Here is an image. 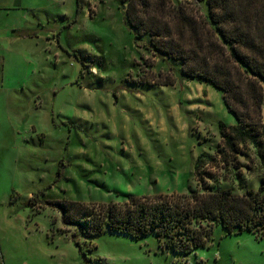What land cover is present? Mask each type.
<instances>
[{"label":"rangeland","instance_id":"374dc122","mask_svg":"<svg viewBox=\"0 0 264 264\" xmlns=\"http://www.w3.org/2000/svg\"><path fill=\"white\" fill-rule=\"evenodd\" d=\"M122 1L15 0L20 9L5 14L29 35L19 67L15 56L0 63V264H264V238L248 231L214 226L205 247L183 255L153 237L75 239L60 210L44 204L188 193L196 158L217 161L220 124H236L219 90L162 85L171 73L138 46ZM143 1L157 16L161 2L184 0ZM262 114L264 123V105ZM258 153L264 146L238 156L254 191L264 175ZM223 169L222 186L241 194L244 184Z\"/></svg>","mask_w":264,"mask_h":264},{"label":"trees","instance_id":"16d2710c","mask_svg":"<svg viewBox=\"0 0 264 264\" xmlns=\"http://www.w3.org/2000/svg\"><path fill=\"white\" fill-rule=\"evenodd\" d=\"M133 1H122L127 23L138 46L171 73L164 75L162 85L184 79L219 90L236 124H220L217 161L206 153L196 158V188L188 193L44 204L60 210L75 239L91 241L104 233L132 240L153 237L165 248L189 255L205 247L214 226L228 234L248 231L264 238V175L258 174L257 190L245 188L238 159L250 147L264 146V0H184L168 9L161 2L157 16L149 15L145 1L138 6ZM162 76L158 73L155 78ZM257 156L264 159L263 153ZM227 167L238 185L244 184L241 194L222 186L227 179L221 172Z\"/></svg>","mask_w":264,"mask_h":264},{"label":"crops","instance_id":"0c3cea01","mask_svg":"<svg viewBox=\"0 0 264 264\" xmlns=\"http://www.w3.org/2000/svg\"><path fill=\"white\" fill-rule=\"evenodd\" d=\"M22 6L21 2L15 0H0V63L4 67L7 60L17 57L18 67L25 61V48L22 43L27 39L29 30L22 26L19 21L12 23L7 21V15L12 11H17Z\"/></svg>","mask_w":264,"mask_h":264}]
</instances>
